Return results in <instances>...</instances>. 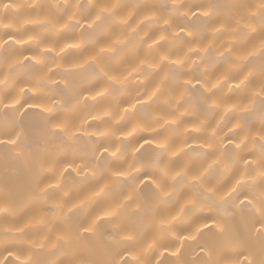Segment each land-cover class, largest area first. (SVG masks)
<instances>
[{
	"label": "snow or ice",
	"instance_id": "snow-or-ice-1",
	"mask_svg": "<svg viewBox=\"0 0 264 264\" xmlns=\"http://www.w3.org/2000/svg\"><path fill=\"white\" fill-rule=\"evenodd\" d=\"M0 148V264H264V0H0Z\"/></svg>",
	"mask_w": 264,
	"mask_h": 264
},
{
	"label": "bare ground",
	"instance_id": "bare-ground-1",
	"mask_svg": "<svg viewBox=\"0 0 264 264\" xmlns=\"http://www.w3.org/2000/svg\"><path fill=\"white\" fill-rule=\"evenodd\" d=\"M19 2L28 4L34 2V0H19ZM35 2L49 3L51 0H35ZM31 118L35 119L34 116ZM3 151L4 149L0 148V154H2ZM30 174V168L22 162H13L5 166L4 162L0 160V193L7 190L13 198L23 202L27 195ZM44 180L46 181L47 177H45ZM31 210V207L26 209L25 214ZM2 226L3 223L0 222V227ZM165 258L171 259L167 254H165Z\"/></svg>",
	"mask_w": 264,
	"mask_h": 264
}]
</instances>
